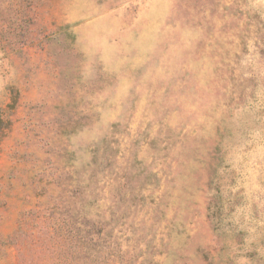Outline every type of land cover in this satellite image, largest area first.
<instances>
[{"label": "rangeland", "instance_id": "374dc122", "mask_svg": "<svg viewBox=\"0 0 264 264\" xmlns=\"http://www.w3.org/2000/svg\"><path fill=\"white\" fill-rule=\"evenodd\" d=\"M0 264H264V0H0Z\"/></svg>", "mask_w": 264, "mask_h": 264}]
</instances>
